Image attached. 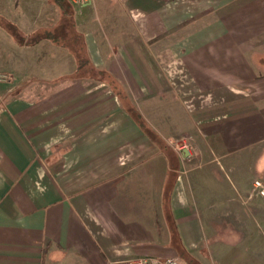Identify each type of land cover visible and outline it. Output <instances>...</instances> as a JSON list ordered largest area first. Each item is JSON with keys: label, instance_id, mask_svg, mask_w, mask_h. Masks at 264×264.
<instances>
[{"label": "crops", "instance_id": "0c3cea01", "mask_svg": "<svg viewBox=\"0 0 264 264\" xmlns=\"http://www.w3.org/2000/svg\"><path fill=\"white\" fill-rule=\"evenodd\" d=\"M66 1L0 0V264H244L264 0Z\"/></svg>", "mask_w": 264, "mask_h": 264}, {"label": "rangeland", "instance_id": "374dc122", "mask_svg": "<svg viewBox=\"0 0 264 264\" xmlns=\"http://www.w3.org/2000/svg\"><path fill=\"white\" fill-rule=\"evenodd\" d=\"M9 1L11 4V8L13 10L17 9L20 6V4H23L24 2H25V5H28L30 8L34 7L37 4L39 5V7L48 6L47 0H9ZM95 1L96 0H92L90 3L84 4V2L77 3L74 0H72V2L74 3V5L77 8V11L83 10L84 6L92 5V4L94 5ZM44 23H46V22H44ZM70 35L72 36V34H70ZM65 40L67 42H69L68 36H66ZM254 63L259 66L260 72L257 71L258 76L253 78V81H254L252 84L253 88H256V87L257 88H259V87L264 88V55L263 54L258 55L256 57V60H254ZM263 93L264 92L260 93L258 91L256 93H253V96H255L257 99H259L260 95L263 97V95H264ZM263 110L253 107L252 108V116H254V114L258 115L260 113V111H263ZM233 132H235V133L238 132V128L236 127V129H234ZM178 143L181 144V143H183V141L182 142H173V145L175 146ZM251 149L253 152V155H252L253 157L246 158V160L242 159V162L246 161V162H244L246 167H242V169H240L241 178H243V180H246L250 183H252V182L255 183L256 181H260L261 183L264 184V174L258 175L257 173L250 172L249 167H247V166L253 167L255 165H259L257 161L259 159V154L264 151V141L261 143L259 142L257 144L253 142ZM231 190L232 189L230 188L229 191L232 192ZM254 192H256V191L252 190V193L255 196ZM252 193H251V195H252ZM257 194H259V192ZM256 197L257 198H255L249 205L250 211L245 212V216L247 217V222L251 226V228H250L249 232H247V238L241 247L243 253L245 254L244 264H264V200L261 197L259 198L258 195ZM232 208L238 212H242L240 209V206H238L237 204L232 205ZM228 222L231 223L232 225L234 223L237 224L236 221L235 222H233L231 220L226 221L223 219L220 220L218 222V224L220 226H223V225H225V223L229 224ZM258 223H260L261 229H257L256 225Z\"/></svg>", "mask_w": 264, "mask_h": 264}, {"label": "trees", "instance_id": "16d2710c", "mask_svg": "<svg viewBox=\"0 0 264 264\" xmlns=\"http://www.w3.org/2000/svg\"><path fill=\"white\" fill-rule=\"evenodd\" d=\"M63 10L64 15L70 17L71 16V8L70 5L68 4V2L66 0H54ZM0 25L5 27L7 30H9L13 36H15L17 39H19L22 43L25 42V38L19 33V31L12 26L11 24L5 22V20L0 19ZM66 32L69 31L68 28H66L65 30ZM61 36H66L65 34H61ZM50 38L53 40H57L58 38H56V35L52 34L51 32L45 31V33L43 34V36H35L32 39H29L28 41V45H32L33 43L43 39V38ZM66 38V37H65ZM62 39V37H61ZM89 62L85 59V57L83 56V58L80 60V68L83 69L85 64H88Z\"/></svg>", "mask_w": 264, "mask_h": 264}, {"label": "built area", "instance_id": "2783aa9c", "mask_svg": "<svg viewBox=\"0 0 264 264\" xmlns=\"http://www.w3.org/2000/svg\"><path fill=\"white\" fill-rule=\"evenodd\" d=\"M77 3L84 2V4L90 3L92 0H74ZM255 189L259 192L260 196L264 198V184L260 181L254 183ZM116 264H181L176 258L169 257L164 260H160L154 257H140L135 260L120 261Z\"/></svg>", "mask_w": 264, "mask_h": 264}]
</instances>
